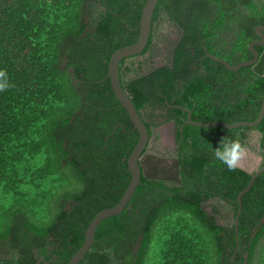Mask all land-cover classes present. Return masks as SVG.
Segmentation results:
<instances>
[{
    "label": "trees",
    "instance_id": "obj_1",
    "mask_svg": "<svg viewBox=\"0 0 264 264\" xmlns=\"http://www.w3.org/2000/svg\"><path fill=\"white\" fill-rule=\"evenodd\" d=\"M146 1L0 0V264H67L93 217L120 201L139 132L126 108L115 107L108 66L114 51L138 39ZM161 16L184 32L176 66L144 76L150 90L137 85L141 64L130 61L123 74L128 57L121 59L136 107H146L154 89L166 107L190 106L203 87L218 86L222 102L207 104L208 94L197 100L194 120L256 119L264 75L244 66L239 80L202 70L191 82L184 77L208 36L209 49L219 53L225 43L215 50L216 39L231 30L242 38L233 52L248 50L253 27L264 25V0H159L152 24ZM254 130L264 156V117L256 126L186 125L181 185L142 176L125 208L99 223L77 264H264V171L242 196L237 235V196L252 173L214 156L233 141L249 147ZM68 199L78 203L67 209ZM222 207L234 211L232 222H219Z\"/></svg>",
    "mask_w": 264,
    "mask_h": 264
},
{
    "label": "flooded vegetation",
    "instance_id": "obj_2",
    "mask_svg": "<svg viewBox=\"0 0 264 264\" xmlns=\"http://www.w3.org/2000/svg\"><path fill=\"white\" fill-rule=\"evenodd\" d=\"M93 1L94 0H89L88 3L93 2ZM99 3H100V0H98V4ZM243 13L250 14V11L244 9ZM86 19L88 20V17ZM259 25H263V24H259ZM256 26L258 25H255L253 27L255 35L249 39L247 38L248 39L247 40L248 50H245V51L237 50L236 52H233L235 45L240 42L239 40L241 36L240 34L236 35L231 30L229 31L230 35L227 36L225 40H223V38L216 39L215 50L219 51L221 49V46L225 43L224 47H222L221 52L219 53L209 49L208 44L209 45L211 44V42H209L210 36H208L206 39H201L200 45H202L204 49V53L200 54V56H195V58L193 56V58L191 59L193 63L192 64L190 63L188 68L186 69L189 72V76L186 77V75L184 74L185 75L184 82H191L200 70L204 72L208 71L207 76L213 73L214 75H218L219 77H224V76H230L232 75L231 73H233V76L236 78V80H239V78L241 77L240 75L241 67L248 66L253 70L252 65H243V66H240L236 70L230 69V67H228L226 63L219 61L218 58L227 62L229 66L231 67L236 66L244 61H251L255 59L259 60L260 56L264 53V44L258 43L257 41H264V37H261L256 32ZM167 28H168L169 33L164 32V30ZM151 30L152 31L150 33L148 43L145 47L146 49L144 48L142 52L139 54L129 56L124 62V66L122 67V72L124 74L125 71L127 70V65H129L130 61H136L137 67H139V65L141 64V67L139 68V70H137L139 76L141 77V81H139L137 85L139 86L145 85L146 89L147 88L150 89V88L148 87L146 81L143 80L144 76H148L154 69L157 70L165 66H169L171 69H173L176 66V60L178 58L176 54V49L178 45H180L182 38L184 36V32L181 30L180 24L178 22L174 21V19L173 20L170 19L169 21L168 19L163 18L162 16L157 18L154 24H152ZM218 37H220V35H218ZM251 43H253V47L250 46ZM191 44L192 43L188 42L187 48L189 49L190 52L193 53V55H195L197 51L195 47L192 46ZM255 52L258 53V58ZM198 61L203 64L207 63L205 65L206 67L204 65H199ZM214 63L217 64V70H211L210 68L208 70L207 68ZM224 68H227L230 72H226ZM196 69L197 71L193 72V70H196ZM120 75H122V73ZM133 75L135 76L134 73ZM131 80H132L131 74L130 75L127 74L126 77H124L123 81H122V77H120V82H121L122 87L124 88L126 92H128V94L131 96L133 100V98H135V94H132L130 92L131 91L130 88H128L129 87L128 83H130ZM184 86L181 85L179 86V88L184 90ZM111 89L115 96V97L114 96L112 97L113 101L114 102L118 101V104H116L115 107L116 108L123 107L121 102L116 97L115 92L113 91L112 85H111ZM201 90L204 91V94L202 96L192 97L193 101H195L193 103L194 105L193 104L190 106L185 105L187 104V102L185 104L183 103L178 104L177 102L175 103L170 102L166 107L159 100L160 99L159 91L154 89L152 90V96H153L152 101H149L146 104V107L138 108L140 115L142 116L145 124L148 127L149 135H150L148 144L146 148L143 150V153L141 154L142 156L140 155V161H143L144 165L145 164L152 165L151 163H154L157 167H161L163 165L170 167L174 164V159L178 158L179 164H180L179 176H180L181 182H177L171 179L167 180V179H160V178H154V177H151V179L163 180L168 184L178 183L179 185H181L182 183L181 158L184 156L185 151L182 148V135L180 136V131H183L186 125L201 126V125H196V124L189 122L190 119L194 120L192 118L194 115V111L198 110L197 100L203 101L204 97L207 96L208 94L209 101L207 99V104L210 105L211 102L214 101V99H216V102L214 101L215 104H220L223 98L226 96L223 94V92H221V94L217 96L218 86H212L211 88L203 87ZM177 97L178 96H175V98ZM175 98H174V101H176ZM153 104H155L156 107H153ZM194 121H198V120H194ZM201 122H213V121H201ZM253 132L255 133V135L259 137L261 136L260 131L254 130ZM154 136H155V139H153ZM107 137H109V135H107L106 138ZM252 139L253 138L251 135L250 142H252ZM252 148L253 149L251 151H254L258 153L259 155L263 156V154L260 152L259 146L254 145ZM107 153L111 154L112 152L108 151ZM110 156H111L112 161L116 163V160L114 157L116 155L113 153ZM173 169L175 170L176 168L174 167ZM122 171L123 170L121 168L120 172ZM142 176H144V174H142ZM130 180H131V176H130ZM208 201L214 202L215 199H209ZM77 203L78 202L72 199H68L66 208L72 209V206L76 205ZM205 207L209 211L213 209V207L210 206L208 202L205 203ZM224 209L225 208L222 207V209L218 213V216L220 219L219 222L222 224L226 223L227 221L232 222L231 218L233 217L232 213L234 211L230 210L226 212Z\"/></svg>",
    "mask_w": 264,
    "mask_h": 264
},
{
    "label": "water",
    "instance_id": "obj_3",
    "mask_svg": "<svg viewBox=\"0 0 264 264\" xmlns=\"http://www.w3.org/2000/svg\"><path fill=\"white\" fill-rule=\"evenodd\" d=\"M159 0H147L143 9H142V15L140 19V32L138 39L136 42L123 46L121 48H118L116 51H114L111 55L110 61H109V69H108V77L110 78L111 85L113 88V91L115 92L116 97L121 102L122 106L126 108L134 127L139 132V139L133 150L131 151L129 158H128V169L131 172V180L124 191L120 201L111 206L102 209L99 211L91 220L90 224L88 225L86 229V239L84 244L80 247V249L73 255L71 260L67 264H77V262L84 257L85 252L90 248L93 241L95 240V234L96 229L99 225V223L106 217L115 215L120 213L130 200L132 194L134 193L136 187L141 181L142 174L146 177H154V178H160V179H171L177 182H181L180 176H179V159H174V164L170 167L163 165L161 167H157L154 163H151L152 165H144L143 161H140V155L143 153V150L146 148L148 141H149V130L147 125L145 124L142 116L140 115V112L136 105L134 104L131 96L124 90V88L121 85L120 82V75H119V64L120 60L124 57H129L132 55H136L142 52V50L146 47L150 33H151V27H152V16L154 13V10L158 4ZM264 26L258 25L256 26V32L261 36L264 37ZM258 43L264 44V41H257ZM251 47H253V43L250 44ZM258 58V53L255 52ZM219 61H222L227 64L230 69H238L240 66L243 65H252L253 70L258 75H264V53L260 56V59L257 60H251V61H244L236 66H229L227 62L224 60L218 58ZM70 71H72L73 74V68H69ZM75 79V78H74ZM75 81V80H74ZM190 117V116H189ZM264 117V99L262 101L261 109L258 114V117L254 120H240L236 121L234 123H227L222 120L213 121V122H201V121H194L192 119L189 120L190 123L196 124V125H203V126H216V125H222L226 128H235L239 126H256L258 125ZM75 116H73L72 119H74ZM155 139V136L154 138ZM260 147V144H259ZM248 147H244L243 149H247ZM262 149L264 151V140ZM146 152V151H145ZM251 152V151H250ZM142 156V155H141ZM261 157V162L258 165L251 166L252 163L247 159L246 157L243 159V161H240L239 158L235 160V164L243 169H245L247 172L252 173V177L250 179L249 184L246 188L240 191V193L237 196V199L239 201V208L235 215V225L237 229V235H238V223H239V215L242 209V196L245 194L253 185L256 177L264 171V164L262 162L264 161V156L259 155ZM242 163V164H241ZM176 168L175 170L173 168ZM234 216V212L232 213Z\"/></svg>",
    "mask_w": 264,
    "mask_h": 264
},
{
    "label": "clouds",
    "instance_id": "obj_4",
    "mask_svg": "<svg viewBox=\"0 0 264 264\" xmlns=\"http://www.w3.org/2000/svg\"><path fill=\"white\" fill-rule=\"evenodd\" d=\"M76 80V79H75ZM243 148L238 141L231 143V148H225L223 151L220 147L214 151V156L219 159L222 163L227 164L229 168L235 166V160L242 154Z\"/></svg>",
    "mask_w": 264,
    "mask_h": 264
},
{
    "label": "rangeland",
    "instance_id": "obj_5",
    "mask_svg": "<svg viewBox=\"0 0 264 264\" xmlns=\"http://www.w3.org/2000/svg\"><path fill=\"white\" fill-rule=\"evenodd\" d=\"M164 32L165 33H167V32L169 33L168 28L165 29ZM120 62H121V60H120ZM63 65H64V63H63ZM120 74H121V70H120V64H119V75ZM120 77H121V75H120ZM251 135H252V138H253L252 142H250V145H249V147L247 149H243L242 154L239 156V160L243 161V159L246 157L245 160L247 161V159H248L252 163L251 166H254V165H258L261 162V157L259 156V154L254 152V151H251L253 149L252 147L254 145L259 146V136L255 135L254 132H252ZM153 257H154V255H153Z\"/></svg>",
    "mask_w": 264,
    "mask_h": 264
}]
</instances>
